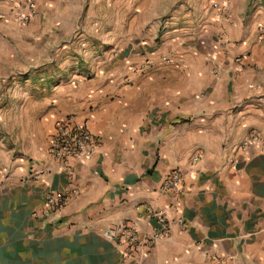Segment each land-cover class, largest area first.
<instances>
[{"label":"crops","instance_id":"0c3cea01","mask_svg":"<svg viewBox=\"0 0 264 264\" xmlns=\"http://www.w3.org/2000/svg\"><path fill=\"white\" fill-rule=\"evenodd\" d=\"M263 23L264 0H36L21 26L0 0V264H264V154L239 149L264 138ZM67 116L99 146L61 170ZM173 169L180 193L162 189ZM145 207L170 227L132 259L101 231L150 230Z\"/></svg>","mask_w":264,"mask_h":264},{"label":"built area","instance_id":"2783aa9c","mask_svg":"<svg viewBox=\"0 0 264 264\" xmlns=\"http://www.w3.org/2000/svg\"><path fill=\"white\" fill-rule=\"evenodd\" d=\"M10 15L18 25L30 22L36 10V0H9ZM213 6L219 13L229 9L227 1L214 2ZM264 31V23L259 26ZM240 65V60L235 59ZM215 72L218 69L214 70ZM99 146V139L87 128L86 124L76 120L73 116L56 122L54 132L48 145L47 157L58 163L61 170L67 169V162L71 159H85L91 157ZM239 149L243 155L251 150L264 154V138L257 132H249L239 143ZM196 159V157H195ZM48 169L40 168L35 174H42ZM31 176L32 174H27ZM185 175L178 169L169 171L164 177L162 189L180 193L184 189ZM76 192L50 190L45 194L42 214L54 221L57 212L63 207L68 199ZM140 210L139 205L136 206ZM144 215L155 219V224L150 230H142L136 222L117 223L113 227L104 228L101 235L116 246L126 245L129 258L139 259L147 254L155 242L166 236L169 231V220L161 211H155L150 207L144 208Z\"/></svg>","mask_w":264,"mask_h":264},{"label":"rangeland","instance_id":"374dc122","mask_svg":"<svg viewBox=\"0 0 264 264\" xmlns=\"http://www.w3.org/2000/svg\"><path fill=\"white\" fill-rule=\"evenodd\" d=\"M41 77H42V76H41ZM41 77H40V78H41ZM43 77H44V76H43Z\"/></svg>","mask_w":264,"mask_h":264}]
</instances>
